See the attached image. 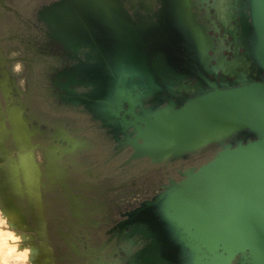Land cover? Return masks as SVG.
I'll use <instances>...</instances> for the list:
<instances>
[{
	"label": "water",
	"instance_id": "1",
	"mask_svg": "<svg viewBox=\"0 0 264 264\" xmlns=\"http://www.w3.org/2000/svg\"><path fill=\"white\" fill-rule=\"evenodd\" d=\"M147 1L158 11L141 0L44 9L52 38L79 61L66 85L91 88L77 100L134 159L220 149L132 213L147 264H264V0Z\"/></svg>",
	"mask_w": 264,
	"mask_h": 264
},
{
	"label": "flooded vegetation",
	"instance_id": "2",
	"mask_svg": "<svg viewBox=\"0 0 264 264\" xmlns=\"http://www.w3.org/2000/svg\"><path fill=\"white\" fill-rule=\"evenodd\" d=\"M57 1L0 0V88L4 79L7 87L6 94L0 91V112L9 131L4 159L8 163L20 153L11 134L9 114L14 108L30 133L31 151L40 170L51 254L58 250L62 264H147L145 250L150 241L133 233L132 213L170 180L181 181L180 173L198 169L220 149L210 147L186 159L160 163L132 158L134 149L125 145V137L104 127L77 100L91 88L66 85L65 77L79 61L64 52L45 24L44 9ZM141 1L151 15L158 11L159 6ZM132 4L139 7L138 0ZM194 12L199 17L204 14ZM205 25L211 28L207 18ZM208 34L217 36L212 31ZM231 40L228 36L227 42ZM233 48L223 55L233 56ZM17 63L19 70H15Z\"/></svg>",
	"mask_w": 264,
	"mask_h": 264
},
{
	"label": "rangeland",
	"instance_id": "3",
	"mask_svg": "<svg viewBox=\"0 0 264 264\" xmlns=\"http://www.w3.org/2000/svg\"><path fill=\"white\" fill-rule=\"evenodd\" d=\"M220 1L222 8L230 3L229 0ZM213 18L215 19V16ZM220 33H222L221 29ZM1 88L6 94L7 89L4 90L2 81ZM12 110L15 109H11L10 112ZM9 116L12 126L11 134L20 153L18 159L8 163L4 159L7 155L5 139L9 131L6 127V119L0 112V178L3 172L6 182L4 184L0 181V221H2L0 222V246L6 241L7 248L3 250L7 252L14 248L13 257L28 253L26 262L13 260L12 264H62L63 257L58 250L55 249L51 254L46 244V225L40 198V170L31 151L33 147L30 142V133L20 115L18 130L17 122L11 118V113ZM8 148L12 149L13 146L8 145ZM22 188L26 190L27 195ZM47 243H50V238Z\"/></svg>",
	"mask_w": 264,
	"mask_h": 264
},
{
	"label": "clouds",
	"instance_id": "4",
	"mask_svg": "<svg viewBox=\"0 0 264 264\" xmlns=\"http://www.w3.org/2000/svg\"><path fill=\"white\" fill-rule=\"evenodd\" d=\"M20 64L17 63L15 66V70H19ZM2 222V221H0ZM7 248L6 241L3 243L2 246H0V264H12L13 260H24L27 261L28 253H22L19 256L13 257V253L15 252V249H10L7 252H5L3 249Z\"/></svg>",
	"mask_w": 264,
	"mask_h": 264
},
{
	"label": "bare ground",
	"instance_id": "5",
	"mask_svg": "<svg viewBox=\"0 0 264 264\" xmlns=\"http://www.w3.org/2000/svg\"><path fill=\"white\" fill-rule=\"evenodd\" d=\"M44 19V18H43ZM69 73V72H68ZM65 84V83H64ZM2 86H3V88H4V90H6L7 89V87H6V81H5V79L4 80H2ZM67 87V86H66ZM69 93V92H68ZM75 98V97H74ZM68 101V100H67ZM70 102V101H69ZM11 118L15 121V122H17V130H18V123H19V115H18V113H17V111H15V110H12L11 112ZM3 121V120H2ZM20 127V126H19ZM27 157V156H26ZM30 161V160H29ZM30 163H31V161H30Z\"/></svg>",
	"mask_w": 264,
	"mask_h": 264
}]
</instances>
